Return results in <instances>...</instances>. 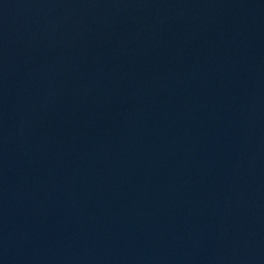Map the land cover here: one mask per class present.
<instances>
[{"label": "water", "instance_id": "95a60500", "mask_svg": "<svg viewBox=\"0 0 264 264\" xmlns=\"http://www.w3.org/2000/svg\"><path fill=\"white\" fill-rule=\"evenodd\" d=\"M0 264H264V0H0Z\"/></svg>", "mask_w": 264, "mask_h": 264}]
</instances>
